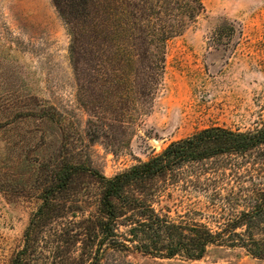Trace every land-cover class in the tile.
Masks as SVG:
<instances>
[{
	"label": "rangeland",
	"instance_id": "rangeland-1",
	"mask_svg": "<svg viewBox=\"0 0 264 264\" xmlns=\"http://www.w3.org/2000/svg\"><path fill=\"white\" fill-rule=\"evenodd\" d=\"M202 1L203 13L167 43L164 74L152 103L134 107L133 99L129 104L124 92L125 97L116 93L98 109V118L76 76L71 35L53 2L0 0V264H12L22 250L26 230L50 189L49 197L67 199L78 213L60 208L55 216L40 219L42 224L31 233V245L36 247L40 239L38 251L27 257L53 255L46 248L53 243L61 244V254L65 249L64 258L74 256L75 264H264L237 244L210 246L197 260L184 254L169 259L147 254L130 241L129 220L118 228L115 246L91 243L90 236L64 243L61 233L74 221L96 216L101 193L85 172L73 176L69 190L58 192L64 165H83L111 178L200 130L250 132L264 126V0ZM101 75L100 81L106 80ZM142 92L135 90L138 98ZM102 118L106 126L92 141L94 125ZM253 177L229 173L216 187L201 190L205 196L197 200L178 186L171 191L169 213L154 208L169 221L194 219L220 231L229 219L249 210L241 201L248 193L243 185L262 182L264 176L254 172ZM216 193L220 199L215 203H227L230 195L238 205L207 206ZM194 201L205 206L192 207ZM262 225L252 239L264 243Z\"/></svg>",
	"mask_w": 264,
	"mask_h": 264
},
{
	"label": "trees",
	"instance_id": "trees-1",
	"mask_svg": "<svg viewBox=\"0 0 264 264\" xmlns=\"http://www.w3.org/2000/svg\"><path fill=\"white\" fill-rule=\"evenodd\" d=\"M51 1L68 27L71 35L69 52L76 76L86 100L92 105L94 102L98 118V109L112 100L110 97L116 93L124 92L126 97L123 96L127 102L129 100V104L134 100V107H147L152 103L164 74L168 41L182 35L187 26L204 11L202 0ZM100 63L108 65L100 66ZM110 66L115 68L109 71ZM101 74L107 76L106 80L100 81ZM136 89L143 90L140 98L136 96ZM103 119L94 125L96 134L92 141L100 138L97 132L106 126ZM256 163L261 166L254 169L252 165ZM227 170L232 175L239 172L248 178H254V172L260 177L264 176V126L250 132L223 127L200 130L172 142L161 153L111 178L83 165H64L58 173V192L69 190L72 178L78 172L93 176V182L101 192L97 215L74 221L61 231L64 243L72 240L77 243L80 238L90 236L91 243L98 241L102 245L109 241L115 246L118 243V228L129 220L133 224L130 230L133 240L130 241H137L138 250L147 254L168 259L184 254L190 260H197L205 255L210 246L237 244L252 256L264 259V243L252 239L264 222V177L262 182L243 185V190L248 193L243 195L241 201H245V207L250 208L239 217L229 219L220 231H214L207 224L194 219L193 223H175L167 219V214L164 217L160 214L170 212L171 191L174 188L176 190L179 186L192 200H197L199 195L205 196L200 193L201 190L213 185L216 187V184H220L219 180L227 178ZM53 191L50 189L48 196L42 198L35 213L36 218L31 220L26 230L24 246L14 255L12 264L77 262L72 255L64 258L65 249L61 254L58 252L62 249L61 244L52 247L53 243L46 246L48 253L53 255L48 256L43 252L38 259L27 257L38 251L39 236V244L34 247L31 245L34 241L31 233L42 224L39 223L40 219L55 216L60 208L67 212L70 208L72 214L78 213L74 207L67 206L70 205L67 199L49 197ZM239 191L242 192V187H239ZM217 195L207 206L238 205L230 195L227 203H215L220 199ZM61 203L65 207L57 206ZM154 205L160 207V213ZM200 205L201 201H194L192 207ZM258 219L260 222L257 224ZM262 226L260 230L264 231ZM241 229L244 230L242 233ZM246 236L251 241L245 239ZM94 260L99 259L95 256Z\"/></svg>",
	"mask_w": 264,
	"mask_h": 264
}]
</instances>
